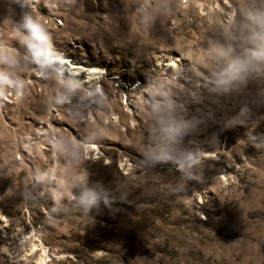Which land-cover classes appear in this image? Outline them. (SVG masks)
Listing matches in <instances>:
<instances>
[{
	"label": "rangeland",
	"instance_id": "1",
	"mask_svg": "<svg viewBox=\"0 0 264 264\" xmlns=\"http://www.w3.org/2000/svg\"><path fill=\"white\" fill-rule=\"evenodd\" d=\"M248 12L0 0V264H264V64L225 73Z\"/></svg>",
	"mask_w": 264,
	"mask_h": 264
},
{
	"label": "clouds",
	"instance_id": "2",
	"mask_svg": "<svg viewBox=\"0 0 264 264\" xmlns=\"http://www.w3.org/2000/svg\"><path fill=\"white\" fill-rule=\"evenodd\" d=\"M247 18L249 20L254 21L255 23L261 26V31L252 32L250 35L244 38L245 42L251 45L250 48L246 50L247 59L244 61H233L228 60L227 67L225 69V73L231 77L236 78L240 73L246 71V66L249 62L254 64H264V12L260 13H252L248 12ZM28 27L32 29L33 34L37 37L39 36V28L37 25L29 22ZM232 49L229 47L226 51L222 48V46H213L206 50L205 55L209 59H225L227 54L230 53ZM223 76V74H222ZM218 83H226V80L221 78ZM88 204L95 203V196H90L87 201ZM107 203V201H105Z\"/></svg>",
	"mask_w": 264,
	"mask_h": 264
},
{
	"label": "bare ground",
	"instance_id": "3",
	"mask_svg": "<svg viewBox=\"0 0 264 264\" xmlns=\"http://www.w3.org/2000/svg\"><path fill=\"white\" fill-rule=\"evenodd\" d=\"M40 54L44 55L45 53L41 52L40 50ZM48 59H51L49 60L52 64H58V68H63L65 69V72L72 76L73 78L75 76H77L80 72V69L83 68V66H79V65H76L75 63H71L68 61V58H66L65 56H62V55H49L48 56ZM44 61L46 60V58L43 59ZM42 65V68H46V65L45 64H41ZM94 70V69H93Z\"/></svg>",
	"mask_w": 264,
	"mask_h": 264
}]
</instances>
